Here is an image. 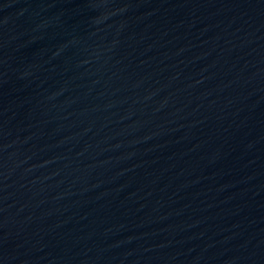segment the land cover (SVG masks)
Returning <instances> with one entry per match:
<instances>
[{
    "label": "water",
    "instance_id": "obj_1",
    "mask_svg": "<svg viewBox=\"0 0 264 264\" xmlns=\"http://www.w3.org/2000/svg\"><path fill=\"white\" fill-rule=\"evenodd\" d=\"M0 264H264V0H0Z\"/></svg>",
    "mask_w": 264,
    "mask_h": 264
}]
</instances>
